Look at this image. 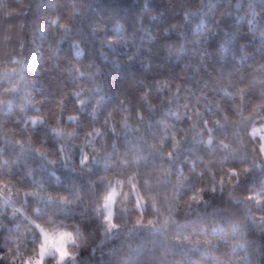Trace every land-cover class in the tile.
<instances>
[{
	"label": "clouds",
	"instance_id": "clouds-1",
	"mask_svg": "<svg viewBox=\"0 0 264 264\" xmlns=\"http://www.w3.org/2000/svg\"><path fill=\"white\" fill-rule=\"evenodd\" d=\"M0 264H264V0H0Z\"/></svg>",
	"mask_w": 264,
	"mask_h": 264
}]
</instances>
